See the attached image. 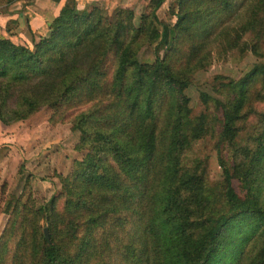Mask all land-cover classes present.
Masks as SVG:
<instances>
[{
	"label": "trees",
	"instance_id": "1",
	"mask_svg": "<svg viewBox=\"0 0 264 264\" xmlns=\"http://www.w3.org/2000/svg\"><path fill=\"white\" fill-rule=\"evenodd\" d=\"M163 1L149 0L137 22L129 6L65 0L32 46L0 32V120L46 106L85 150L45 202L14 204L0 264H264V109H256L264 62L218 79L223 99L199 92L220 115L193 114L185 91L216 56H264V0H175V21L158 26ZM145 45L151 62L139 58ZM251 112L258 129L240 144L238 122ZM210 119L219 125L220 204L204 170L185 160Z\"/></svg>",
	"mask_w": 264,
	"mask_h": 264
},
{
	"label": "rangeland",
	"instance_id": "2",
	"mask_svg": "<svg viewBox=\"0 0 264 264\" xmlns=\"http://www.w3.org/2000/svg\"><path fill=\"white\" fill-rule=\"evenodd\" d=\"M93 2L110 12L116 6H129L134 10L137 22L139 16L147 11L149 4V0H93ZM173 2L175 0H164L156 9L158 26L161 22L175 21V16L169 11V6ZM25 32L30 38L35 36V33L26 26ZM152 50L153 45L141 47L140 60L151 62ZM259 61L264 62V56H256L249 51L245 53L234 51L216 56L207 66L197 70L185 89L190 97L192 113L206 111L220 115L213 102L209 103L208 108L201 102L199 92L203 90L214 98L223 99V95L213 87L218 84V79L225 81L237 79ZM256 105L257 110L264 109L263 102ZM49 114L50 108L44 106L25 119L9 123L0 120V234L17 200H29L34 207L45 202L53 193L59 191L61 177L70 175L85 154L84 149L74 147L79 133L71 128V123H51L48 120ZM209 123L212 127L188 148L185 160L187 164L192 166L198 164V168L204 170L207 185L214 194L217 204H220L222 173L218 164L219 125L217 120L213 119H210ZM258 124V114L253 112L240 120L236 132L237 142L240 144L250 142V137L253 131L258 129ZM233 184L239 192H243L236 178L233 179ZM39 223L44 222L40 219Z\"/></svg>",
	"mask_w": 264,
	"mask_h": 264
},
{
	"label": "crops",
	"instance_id": "3",
	"mask_svg": "<svg viewBox=\"0 0 264 264\" xmlns=\"http://www.w3.org/2000/svg\"><path fill=\"white\" fill-rule=\"evenodd\" d=\"M65 0H16L0 9V32L16 43L32 46L25 26L35 36L43 35L48 20L59 13ZM81 8L93 4V0H76ZM49 20V21H50Z\"/></svg>",
	"mask_w": 264,
	"mask_h": 264
},
{
	"label": "water",
	"instance_id": "4",
	"mask_svg": "<svg viewBox=\"0 0 264 264\" xmlns=\"http://www.w3.org/2000/svg\"><path fill=\"white\" fill-rule=\"evenodd\" d=\"M43 230H44L45 236L48 237V229H47V227L45 226Z\"/></svg>",
	"mask_w": 264,
	"mask_h": 264
}]
</instances>
